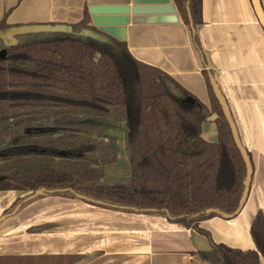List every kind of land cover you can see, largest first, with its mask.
Masks as SVG:
<instances>
[{
	"label": "trees",
	"instance_id": "trees-1",
	"mask_svg": "<svg viewBox=\"0 0 264 264\" xmlns=\"http://www.w3.org/2000/svg\"><path fill=\"white\" fill-rule=\"evenodd\" d=\"M174 1L204 59L196 33L203 24V0ZM257 1L263 18L256 8L255 12L264 24V9ZM90 24L88 12L76 25L0 23V192H31L2 217L46 195L82 199L128 213L167 215L210 240L212 250L199 254L210 264H261L262 213L251 226L256 250L215 244L201 228L213 218L235 219L249 195L247 165L215 93L212 74L204 72L213 101L208 109L170 75L135 60L126 43L115 47L88 37L87 31H97ZM23 28L31 30L12 32ZM213 114L218 141L208 143L202 138V125ZM114 123L125 129L131 176L103 184V168L117 161V140L110 135ZM39 191L43 193L31 199ZM81 260L0 257V264Z\"/></svg>",
	"mask_w": 264,
	"mask_h": 264
},
{
	"label": "crops",
	"instance_id": "crops-1",
	"mask_svg": "<svg viewBox=\"0 0 264 264\" xmlns=\"http://www.w3.org/2000/svg\"><path fill=\"white\" fill-rule=\"evenodd\" d=\"M171 1L177 21H131L116 34L125 38L122 42L135 60L170 75L208 109L213 101L204 72L212 74L241 143L251 155L253 177L239 216L230 221L213 218L201 223V228L215 244L256 250L251 226L258 213L264 216V24L253 0H203V24L196 28L202 59ZM130 2L0 0V23L11 27L76 25L86 12L91 20L92 6ZM261 3L264 9V0ZM119 125L110 130L117 140V161L103 168L104 181L111 184L131 176L126 133ZM202 138L208 143L218 141L216 120L203 123ZM30 196L31 192H0V218L17 200ZM40 226L49 228L30 231ZM211 250L207 237L167 215L128 213L53 195L32 200L0 223V257L77 256L82 258L79 264H210L199 254ZM260 259L264 264V258Z\"/></svg>",
	"mask_w": 264,
	"mask_h": 264
},
{
	"label": "water",
	"instance_id": "water-1",
	"mask_svg": "<svg viewBox=\"0 0 264 264\" xmlns=\"http://www.w3.org/2000/svg\"><path fill=\"white\" fill-rule=\"evenodd\" d=\"M130 4L122 5V6H99L95 5L90 8L92 27H94L97 31H87L86 35L88 37L104 41L112 44L117 47L118 43L112 40L110 37L113 36L119 41H124L125 38L118 36L116 33L118 31L125 29L131 21L133 23L141 22V21H158V22H171L177 21L176 10L172 4L171 0H130ZM254 5L258 16L262 19L263 14L261 11L260 4L257 0H254ZM131 16H133L131 18ZM35 29V28H34ZM31 30L30 28H23L13 30L12 32H23ZM11 32V33H12ZM108 36H106V35ZM111 35V36H110ZM127 56L126 53H124ZM215 93L217 98L224 110L225 116L230 124L232 129V133L234 136V140L237 144V147L242 153V156L245 160L248 170L247 182H246V194H249L251 188V182L253 177V164L252 161L247 154L246 149L243 147L239 133L237 131L236 125L231 116V112L227 102L223 98L221 92L215 85ZM217 116H212L209 118L210 121H215ZM43 191L37 192L32 198L40 195ZM19 208H17L18 210ZM16 210V211H17ZM6 217H2L1 221H4Z\"/></svg>",
	"mask_w": 264,
	"mask_h": 264
},
{
	"label": "rangeland",
	"instance_id": "rangeland-1",
	"mask_svg": "<svg viewBox=\"0 0 264 264\" xmlns=\"http://www.w3.org/2000/svg\"><path fill=\"white\" fill-rule=\"evenodd\" d=\"M9 37V36H8ZM115 124V128H119V123H114ZM116 133H118L117 131H115ZM103 184H105V181L104 182H102ZM1 219V218H0Z\"/></svg>",
	"mask_w": 264,
	"mask_h": 264
}]
</instances>
